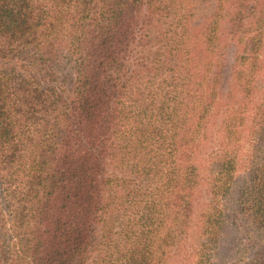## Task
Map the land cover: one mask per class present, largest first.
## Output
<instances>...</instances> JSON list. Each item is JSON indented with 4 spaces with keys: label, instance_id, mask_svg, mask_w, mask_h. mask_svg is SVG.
<instances>
[{
    "label": "trees",
    "instance_id": "obj_1",
    "mask_svg": "<svg viewBox=\"0 0 264 264\" xmlns=\"http://www.w3.org/2000/svg\"><path fill=\"white\" fill-rule=\"evenodd\" d=\"M0 264H264V0H0Z\"/></svg>",
    "mask_w": 264,
    "mask_h": 264
},
{
    "label": "rangeland",
    "instance_id": "obj_2",
    "mask_svg": "<svg viewBox=\"0 0 264 264\" xmlns=\"http://www.w3.org/2000/svg\"><path fill=\"white\" fill-rule=\"evenodd\" d=\"M256 78H257L256 83L254 85L255 87H254L252 93L250 94L251 100H253V101H259L260 100L261 92L263 90V85L261 83V80L263 81V71L259 72L258 77H256ZM222 103L223 102L219 99V97L215 99V105L213 104L212 110H210V113H209L210 116L208 118H205V120H204L205 126L211 125L210 121H213V124L216 123V121L218 120L219 114L217 113V111L214 110V108L216 105L222 104ZM210 131H212V129ZM246 137H247L246 133H244V134L242 133L241 138H240V142L242 143V141H244L246 139ZM199 142L202 143L204 146V150L202 151V156L205 157L207 155V153L210 151L212 144H210L209 138L204 139V137L202 138L201 136H200ZM243 152H244V150L240 151V153H243ZM202 160H204V159L202 158ZM243 175H244V171L242 168H238L236 170V172L234 173L233 180H232V189L228 193V198H231L232 195L234 194L236 187L241 183L242 179L244 178Z\"/></svg>",
    "mask_w": 264,
    "mask_h": 264
}]
</instances>
